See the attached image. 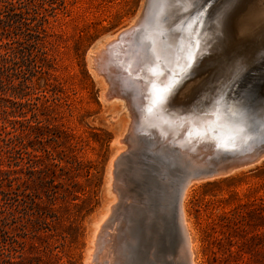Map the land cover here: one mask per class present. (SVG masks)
<instances>
[{
	"label": "rangeland",
	"instance_id": "374dc122",
	"mask_svg": "<svg viewBox=\"0 0 264 264\" xmlns=\"http://www.w3.org/2000/svg\"><path fill=\"white\" fill-rule=\"evenodd\" d=\"M146 1L0 0V264H89L98 226L114 201L110 177L128 149L127 113L120 101H105V84L89 58L137 21ZM239 1L203 0L208 31L218 10L227 18ZM256 2L247 0L242 13ZM224 39L216 32L183 80L181 86L193 83L199 91L187 109H204L201 102L235 89L233 99L246 103L252 117L262 114L264 25L244 42ZM158 151H143L124 167L130 196L148 202L134 216L143 248L137 246L136 258L143 264H150V249L162 255L155 246L157 220L148 210L172 185L159 182ZM245 166L188 188L196 264H264V159Z\"/></svg>",
	"mask_w": 264,
	"mask_h": 264
},
{
	"label": "bare ground",
	"instance_id": "6f19581e",
	"mask_svg": "<svg viewBox=\"0 0 264 264\" xmlns=\"http://www.w3.org/2000/svg\"><path fill=\"white\" fill-rule=\"evenodd\" d=\"M202 1L147 0L136 22L97 48V54L91 52L95 56L89 58L90 68L105 84V101L111 104L120 101L121 109L127 113L124 132L128 133L125 138L128 149L117 154L118 171L115 177L112 173L107 189L114 201L98 226L96 249L91 253L89 264H134L136 259V264H143L136 258L140 241L137 242L134 216L141 209L140 205L144 207L148 202L144 197L139 200L135 194L130 196L124 174V167L136 162L143 151L159 149L162 165L158 171L163 178L159 176L161 181H158L163 185L168 181L172 183L165 184V192L160 193L159 200H153L152 210H148L150 219L158 222L155 223V246L162 254L161 259L159 251L157 254L150 249V264H162L164 259L166 264H196L185 210L188 188L194 183L225 176L227 172L195 177L188 173L189 168L253 166L264 159V112L252 117L246 103L233 99L235 89L230 93L220 90L210 104L201 102L204 109L190 111L187 108L199 91L193 83L181 86L191 75L199 56L210 47V38L216 32H222L226 42L235 37L244 42L254 36L264 25V3L256 0L258 3H252L242 13L247 0H241L227 18L218 10L213 28L208 31L207 8H204L207 2L202 5ZM202 71L200 68L197 73ZM187 94H191L189 100L182 102L181 98ZM116 113L115 119L119 118ZM236 169L241 168H232L229 174ZM123 196H126L125 201H122ZM138 230L141 232L140 228Z\"/></svg>",
	"mask_w": 264,
	"mask_h": 264
},
{
	"label": "water",
	"instance_id": "95a60500",
	"mask_svg": "<svg viewBox=\"0 0 264 264\" xmlns=\"http://www.w3.org/2000/svg\"><path fill=\"white\" fill-rule=\"evenodd\" d=\"M171 104V103H170ZM242 166H245V164L243 165H212L210 167H204V168H194L193 170H191L190 168L188 169V173H193L195 177H199L203 174H207V175H214L216 174L217 172H225V171H228L229 169H232V168H239V167H242Z\"/></svg>",
	"mask_w": 264,
	"mask_h": 264
},
{
	"label": "trees",
	"instance_id": "16d2710c",
	"mask_svg": "<svg viewBox=\"0 0 264 264\" xmlns=\"http://www.w3.org/2000/svg\"><path fill=\"white\" fill-rule=\"evenodd\" d=\"M57 2H58V1H55V4H57ZM53 4H54V3H53ZM55 10H56L55 7H52V8H51V11H52V12L55 11ZM45 20H46V19H45Z\"/></svg>",
	"mask_w": 264,
	"mask_h": 264
}]
</instances>
